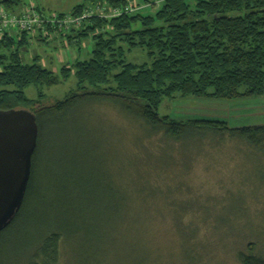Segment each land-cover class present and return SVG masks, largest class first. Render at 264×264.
I'll list each match as a JSON object with an SVG mask.
<instances>
[{
    "label": "rangeland",
    "instance_id": "obj_1",
    "mask_svg": "<svg viewBox=\"0 0 264 264\" xmlns=\"http://www.w3.org/2000/svg\"><path fill=\"white\" fill-rule=\"evenodd\" d=\"M161 1L129 3L135 11L153 12ZM82 3L88 0H20L22 9L14 14L32 6L45 16L67 15ZM87 8L98 11L88 19L111 14L96 4ZM88 19L70 29L69 38ZM37 34H27L21 60L29 64L38 57L56 76L63 65L85 59L93 46L91 36L77 47L64 35L38 41ZM126 58L148 62L141 52ZM74 86L70 77L44 88L39 104L64 98ZM24 94L35 99L36 89L29 86ZM107 108L81 107L46 125L22 224L0 247V264H17L29 255V239L57 228L68 238L59 247L58 264H239L236 255L249 244L264 257L263 155L230 140L181 144L156 135L142 138L138 122ZM158 113L174 121L221 120L231 128L264 125V96L174 95L163 99ZM121 141L133 160L147 163L145 179L121 176ZM181 151L190 154L183 159Z\"/></svg>",
    "mask_w": 264,
    "mask_h": 264
},
{
    "label": "trees",
    "instance_id": "obj_2",
    "mask_svg": "<svg viewBox=\"0 0 264 264\" xmlns=\"http://www.w3.org/2000/svg\"><path fill=\"white\" fill-rule=\"evenodd\" d=\"M138 1L145 5L148 0ZM90 4L107 7L104 11L109 10L110 17L87 18L73 38L64 35L68 44L74 42L77 47L91 36L93 46L85 59L63 65L59 76L38 64V57L29 64L22 62L21 50L28 44L26 32L5 35L0 40V110L35 104L30 111L37 125L25 195L18 213L0 232V247L22 224L33 190L43 130L48 123H57L81 107L113 109L130 123L138 122L142 138L156 135L181 144L205 139L209 144L237 141L264 156V125L231 128L221 120L174 121L158 113L163 99L174 95L217 99L264 96V0H162L153 12L135 11L129 0H88L67 15L81 16ZM20 6V0H0V8L9 13L22 9ZM130 6L132 11H126ZM113 11L120 14L112 15ZM36 40L46 41L40 33ZM132 51L144 53L148 62L127 61ZM70 77L75 86L64 98L47 106L39 104L45 97L44 88ZM29 86L36 89L35 99L24 94ZM120 149L121 176L145 179L147 163L144 166L133 160L123 141ZM179 153L181 158L190 154ZM122 197L119 201L124 203ZM67 239L62 228L48 230L37 240L29 239V255L17 264H58L59 247L67 244ZM247 247L246 252L236 255L238 263L264 264V257L257 255L251 244Z\"/></svg>",
    "mask_w": 264,
    "mask_h": 264
},
{
    "label": "water",
    "instance_id": "obj_3",
    "mask_svg": "<svg viewBox=\"0 0 264 264\" xmlns=\"http://www.w3.org/2000/svg\"><path fill=\"white\" fill-rule=\"evenodd\" d=\"M36 141L33 112L24 108L0 110V232L21 207Z\"/></svg>",
    "mask_w": 264,
    "mask_h": 264
},
{
    "label": "built area",
    "instance_id": "obj_4",
    "mask_svg": "<svg viewBox=\"0 0 264 264\" xmlns=\"http://www.w3.org/2000/svg\"><path fill=\"white\" fill-rule=\"evenodd\" d=\"M86 13L83 11L81 16L72 17L64 15L62 17L58 14L45 16L41 11L36 10L30 6L18 14H12L5 9L0 8V40L5 35H18L22 32L33 34L40 33L43 37L49 38L57 35H65L69 33L70 29L77 27L80 22L89 18L90 15H98L97 8H86ZM126 11H132L131 6ZM120 14V11H113L112 15ZM48 29L54 32H49Z\"/></svg>",
    "mask_w": 264,
    "mask_h": 264
}]
</instances>
